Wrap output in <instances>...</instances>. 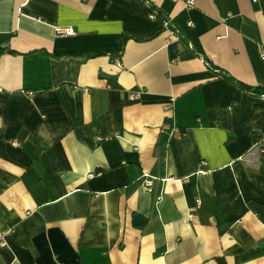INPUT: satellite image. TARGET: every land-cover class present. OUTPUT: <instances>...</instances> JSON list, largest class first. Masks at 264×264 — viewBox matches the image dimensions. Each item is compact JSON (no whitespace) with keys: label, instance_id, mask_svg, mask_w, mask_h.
I'll return each instance as SVG.
<instances>
[{"label":"crops","instance_id":"1","mask_svg":"<svg viewBox=\"0 0 264 264\" xmlns=\"http://www.w3.org/2000/svg\"><path fill=\"white\" fill-rule=\"evenodd\" d=\"M0 48V264H264V0H0Z\"/></svg>","mask_w":264,"mask_h":264},{"label":"built area","instance_id":"2","mask_svg":"<svg viewBox=\"0 0 264 264\" xmlns=\"http://www.w3.org/2000/svg\"><path fill=\"white\" fill-rule=\"evenodd\" d=\"M187 1V3H192L193 2V0H186ZM155 10H152L151 12H150V16H153L154 14H155V12H154ZM164 25L165 26H171V24H170V22L168 21V20H165V22H164ZM55 32L57 33V34H62V35H69V34H73L74 33V30H73V28L72 27H70V26H58V27H56L55 28ZM262 57H264V54H262ZM139 90H135V91H133V92H131L130 93V95H129V97L131 98V99H134L135 97H137L138 95H139ZM243 158L245 159L246 157L245 156H243ZM141 183L145 186V188L146 189H150V185H151V183H152V180H151V178L148 176V174H146V173H144L143 174V178H142V180H141ZM196 203L198 204L199 202H198V199L196 200ZM5 245V241H4V239L2 238V235L0 234V246H4Z\"/></svg>","mask_w":264,"mask_h":264},{"label":"trees","instance_id":"3","mask_svg":"<svg viewBox=\"0 0 264 264\" xmlns=\"http://www.w3.org/2000/svg\"><path fill=\"white\" fill-rule=\"evenodd\" d=\"M159 13L162 15V16H164V14L161 12V11H159ZM165 17V16H164ZM180 35V34H179ZM130 37H133L131 34H128V33H124V34H121L119 37H118V40H119V43L121 44V46H123L124 45V43H125V40L126 39H128V38H130ZM11 51V49H8V48H0V51ZM223 76H225V78L227 79V80H229V81H232V82H234L235 84H237L241 89H243V90H246V91H250V92H252V93H262V92H264V87H262V86H257V85H255V86H251V85H247V84H245V83H243V82H241V81H239V80H236V79H234V78H232V77H230L229 75H227V74H223Z\"/></svg>","mask_w":264,"mask_h":264},{"label":"water","instance_id":"4","mask_svg":"<svg viewBox=\"0 0 264 264\" xmlns=\"http://www.w3.org/2000/svg\"><path fill=\"white\" fill-rule=\"evenodd\" d=\"M132 219H133V223L134 224H138L141 221V219H142V215L140 213H138V212H135L132 215Z\"/></svg>","mask_w":264,"mask_h":264}]
</instances>
